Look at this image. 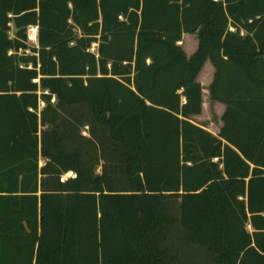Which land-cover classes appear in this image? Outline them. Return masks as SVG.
<instances>
[{
	"label": "trees",
	"instance_id": "trees-1",
	"mask_svg": "<svg viewBox=\"0 0 264 264\" xmlns=\"http://www.w3.org/2000/svg\"><path fill=\"white\" fill-rule=\"evenodd\" d=\"M0 264H264V0H0Z\"/></svg>",
	"mask_w": 264,
	"mask_h": 264
},
{
	"label": "crops",
	"instance_id": "crops-1",
	"mask_svg": "<svg viewBox=\"0 0 264 264\" xmlns=\"http://www.w3.org/2000/svg\"><path fill=\"white\" fill-rule=\"evenodd\" d=\"M230 29L233 30L232 27H230ZM189 40H191V43L189 45L185 44L186 41H189ZM179 44L183 48V50L186 53L187 57H190L191 55H193L196 52V50L198 48L197 35L195 33H183L182 34V39L179 42ZM205 68H208L209 72H210V75H209L210 79H209V81L206 82V84L209 85L210 82L212 83V81L214 79V74H215V68H214L213 64L211 63V61L209 59H207L206 62L204 63L200 73L198 74L197 81L200 83V80H199L200 79V75H201V73L203 72V70ZM200 84L202 86V83H200ZM206 89L208 90V88H206ZM203 90H205V88L203 89V87H202V92H203ZM208 93L210 94L209 90H208ZM209 96L210 95H208L207 97L205 96L206 98L204 99V95H202L201 111L204 110L205 105L206 106L209 105V106L215 108V111H216L215 115H216V118H218L217 119V126L215 127L216 129L215 128L210 129L208 126L206 127L205 125H202V124H198V123H196V124L201 126V127H203V128H205V129H207L208 131H210L214 135H218V133H219V131H220L222 125H223L222 115L224 114V112L226 110V106H225V104H223L221 102L213 101L212 99H209ZM200 114L192 115V116L196 117V116H199Z\"/></svg>",
	"mask_w": 264,
	"mask_h": 264
},
{
	"label": "rangeland",
	"instance_id": "rangeland-1",
	"mask_svg": "<svg viewBox=\"0 0 264 264\" xmlns=\"http://www.w3.org/2000/svg\"><path fill=\"white\" fill-rule=\"evenodd\" d=\"M34 28L36 29V27H33L32 26L28 30L29 40H30V43H32V44H35L36 43V37L32 39V34H33L32 31L34 30ZM36 33H37V29H36ZM190 43H191V40L186 41L185 44H188L189 45ZM96 47H97V45L96 44H93L91 50L92 51H96ZM27 52H29V50ZM209 75H210L209 69L208 68H205L203 70V72L201 73L200 79H199L200 80V83H202L201 88L202 87H203V89L205 88V90H203V92H202V95H204V99L208 95H210L208 93V90L210 89V85H211L210 83L211 82L209 83V85L206 84V82L209 81V79H210V76ZM206 88H208V90ZM209 99H211L210 96H209ZM51 102L52 103H55V98L54 97L51 99ZM43 106H44V102H40L39 109H42ZM215 114H216L215 108H213V107H211L209 105H207V106L205 105L204 110L201 111V114L199 116H196V117L191 116L190 119L193 122H195V123L205 125L206 127L208 126L210 129H212V128H215L217 126V119L218 118H216V115ZM81 131H82V133L84 135H88V126L85 125L84 127H82ZM96 172H98V173L100 172V167L99 166L97 167ZM71 175H72L71 172L66 173V174L63 175V179H65V178H67V177H69Z\"/></svg>",
	"mask_w": 264,
	"mask_h": 264
},
{
	"label": "bare ground",
	"instance_id": "bare-ground-1",
	"mask_svg": "<svg viewBox=\"0 0 264 264\" xmlns=\"http://www.w3.org/2000/svg\"><path fill=\"white\" fill-rule=\"evenodd\" d=\"M32 32H33V34H32V39H33V38L36 37V36H35V35H36V29L34 28V30H33Z\"/></svg>",
	"mask_w": 264,
	"mask_h": 264
},
{
	"label": "water",
	"instance_id": "water-1",
	"mask_svg": "<svg viewBox=\"0 0 264 264\" xmlns=\"http://www.w3.org/2000/svg\"><path fill=\"white\" fill-rule=\"evenodd\" d=\"M36 29H37V27H36Z\"/></svg>",
	"mask_w": 264,
	"mask_h": 264
}]
</instances>
